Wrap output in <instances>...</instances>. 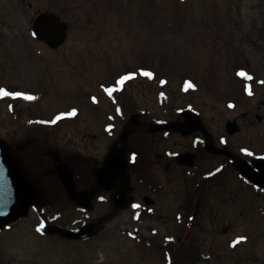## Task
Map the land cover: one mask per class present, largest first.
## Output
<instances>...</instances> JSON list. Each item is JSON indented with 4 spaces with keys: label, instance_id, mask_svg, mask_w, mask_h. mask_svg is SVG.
Masks as SVG:
<instances>
[{
    "label": "rangeland",
    "instance_id": "obj_1",
    "mask_svg": "<svg viewBox=\"0 0 264 264\" xmlns=\"http://www.w3.org/2000/svg\"><path fill=\"white\" fill-rule=\"evenodd\" d=\"M45 10L59 13L69 23V39L56 51L32 36L33 18ZM210 62L215 67L206 68ZM144 63L161 70L160 77L166 79L167 111L190 105L212 107L218 97L234 96L236 65H245L253 76L245 84H264V0H0V89H18L34 97H20L15 117L0 96V139L9 143L13 135L25 137L24 129L31 139L43 138L36 143L38 150L25 152L31 168L40 172L52 164L50 155L41 154L51 143L73 156L102 157L121 130L117 121L107 120L112 108L102 87L112 84L123 70ZM188 78L199 85L193 82L194 88H187L184 81ZM161 101L157 99L154 108L165 117ZM117 127L113 138L104 133ZM82 135L89 139L81 140ZM181 142H176L178 147ZM32 152L38 155L33 157ZM82 167L89 165L75 168L79 181L86 176ZM51 187L57 200L65 196L58 179L52 180ZM108 206L95 202L89 212L67 206L50 215L74 228L77 222L96 221ZM29 216L25 224L37 222L35 211ZM254 223L247 222L253 228ZM219 226L214 234L201 237L205 243L198 252L207 263L197 264H264V232L261 236L248 229L246 243L231 250L229 242L239 238L242 230ZM176 227L131 222V215L122 213L86 242L43 235L34 264L52 261L51 254L54 264H164L159 245L163 238L179 237ZM136 229L152 246L132 235ZM24 238L29 244V238ZM194 238V234L184 235L186 248L196 250ZM170 249L175 260L185 255L178 244Z\"/></svg>",
    "mask_w": 264,
    "mask_h": 264
},
{
    "label": "flooded vegetation",
    "instance_id": "obj_2",
    "mask_svg": "<svg viewBox=\"0 0 264 264\" xmlns=\"http://www.w3.org/2000/svg\"><path fill=\"white\" fill-rule=\"evenodd\" d=\"M208 65L206 68L215 67L213 62ZM130 68L115 75L112 84L102 87L103 95L112 108L107 120L108 122L115 120L119 126L121 125L118 137L110 142L106 153L100 158L86 155L81 157L77 153L75 156L70 155L77 168L89 165L91 179L88 180L84 175L80 181L82 186L79 187V191L83 192L95 186L97 183L95 171L103 166L110 151L121 147L119 136L126 126H131L130 132L133 134L129 138L130 147L126 156L130 167L132 190L119 193L118 190L98 189L93 202L109 206L101 212L96 221H93L97 228H105L108 220L117 219L122 213L130 214L131 222L154 221L158 224L177 226L179 237L176 241L183 252L186 249L183 241L185 234H194L198 249L201 243H205L204 239L208 235L214 234L218 223L219 228L224 225L227 228L241 229L240 238L244 237L248 229L253 228L248 226L247 222H255L252 224L253 229L262 236L264 185L255 184L247 173H259L258 163L264 161V84H245L248 77H242L239 73L241 71L248 73V69L245 65H236L233 68L236 77L233 75L234 86L231 88V91L234 90V96L224 95L223 98L217 96L218 99L212 107L190 105L186 108L193 110L200 120L187 125L196 127L195 130L186 135L173 130L151 133L147 124L164 125L170 121L184 123L183 111L177 115L171 110H166L164 112L167 115H163L166 118L159 115L154 106L157 98L163 99L166 94L162 87L163 78L160 77L162 71L154 72V68L146 63ZM145 71L151 72L152 75H144ZM130 73L135 75L125 80L123 84L118 83L121 76ZM207 88L210 89L211 85H207ZM108 89H112L111 94ZM156 89L160 90L156 92ZM212 111L214 114L210 115ZM14 115L18 117L17 113ZM117 130L118 127L111 131L105 130L104 133L107 137L113 138ZM23 131V135L26 136L13 135L9 145L18 153L25 165L27 161L21 154L25 150H38L36 143L43 138L31 139L29 130ZM95 138L97 136L93 135V139ZM88 139L85 135L81 137L84 141ZM181 140H183L181 147H178L176 142ZM32 141L34 144H31ZM48 147L49 151L41 154L52 157V165L49 168L40 172L33 170L29 164L25 166L32 182H35L43 193L42 204L33 207L38 215L37 222L25 224L24 222L30 219L21 218L0 230V264H34V255L41 247L42 236L51 237V234L41 232V227L53 223L49 215L52 212L49 211V202L57 201L58 198L51 185L52 180L58 176L55 171L57 157L60 153L67 152L58 150L52 143ZM245 149L248 151H244ZM32 155L34 157L37 153L32 152ZM183 156L186 157L182 159L185 163L179 161ZM179 171L181 175L178 176L176 174ZM50 175L52 177L49 178ZM165 179L169 181L165 182ZM177 184L179 190L175 189ZM113 197L118 198L116 203L112 201ZM162 199H165L166 203L164 201L162 203ZM126 204L127 207H122ZM45 209H48L47 213H44ZM142 235L141 233L140 236ZM24 237L29 238V244L25 243ZM201 237L205 238L202 240ZM142 239H146V236L143 235ZM168 240L171 238L165 241L167 251L174 246ZM245 243L244 239H231L229 248H239ZM51 256L52 261L44 264H54L53 254Z\"/></svg>",
    "mask_w": 264,
    "mask_h": 264
},
{
    "label": "water",
    "instance_id": "obj_3",
    "mask_svg": "<svg viewBox=\"0 0 264 264\" xmlns=\"http://www.w3.org/2000/svg\"><path fill=\"white\" fill-rule=\"evenodd\" d=\"M33 34L39 41L45 42L50 49L56 50L61 47L67 40L68 24L63 22L61 17L51 12H43L36 16L32 24ZM185 122L181 124L169 123V125H151V132H158L162 129L182 132L183 134L191 133L196 127H187L188 124L198 122L197 116L190 112L184 113ZM125 129L121 134V148L113 149L104 161L103 166L95 171V177L98 181L95 187L78 192L76 181H74V172L62 159H58L59 164L56 171L59 174L64 188L72 202L82 206L84 209H93V200L97 189L102 187L105 190H118L123 192V188H130L129 167L126 153L129 145L127 144L131 132ZM181 157L179 161L185 163ZM189 165V163H186ZM259 174L248 172L249 178L255 184L264 185V161H259ZM42 200V193L37 185L31 183L29 177L22 168L15 153L10 149L8 144L0 140V229L8 226L9 223L18 220L20 217H26L29 214L32 205L39 204ZM112 201L116 203V198ZM51 234L58 233L69 239H86L94 236L95 224L86 225L83 228L74 229V231L61 230L57 226H51L44 229Z\"/></svg>",
    "mask_w": 264,
    "mask_h": 264
},
{
    "label": "trees",
    "instance_id": "obj_4",
    "mask_svg": "<svg viewBox=\"0 0 264 264\" xmlns=\"http://www.w3.org/2000/svg\"><path fill=\"white\" fill-rule=\"evenodd\" d=\"M53 205L58 208V210L63 211L67 206L73 205V203H71L67 194H65L62 199H59L58 202H54ZM174 257L175 254L170 253V263L168 264H197V262L202 261L198 249L194 250L193 248H186L185 255L181 258L180 261L175 260Z\"/></svg>",
    "mask_w": 264,
    "mask_h": 264
},
{
    "label": "snow or ice",
    "instance_id": "obj_5",
    "mask_svg": "<svg viewBox=\"0 0 264 264\" xmlns=\"http://www.w3.org/2000/svg\"><path fill=\"white\" fill-rule=\"evenodd\" d=\"M143 74L146 75V76H151L152 75V73L151 72H148V71H145ZM133 75H135V73H130L129 75L121 76V78L118 81V83L119 84H123L125 80L129 79ZM239 75L242 76V77H248V79H252V77H250L248 75V73L247 72H244V71H241L239 73ZM262 83H264V82H262ZM189 86L190 87H194V85H192L191 82H189ZM108 91H109V94H111L112 89H108ZM0 94H2L4 96H25L27 99H34L33 96L27 95L25 93H22V92H9V91L4 90V89H0ZM71 114H75V110H73V112ZM244 151H248V150L245 149ZM135 207H139V205H135ZM238 239L239 240H243L245 238L244 237H240Z\"/></svg>",
    "mask_w": 264,
    "mask_h": 264
}]
</instances>
